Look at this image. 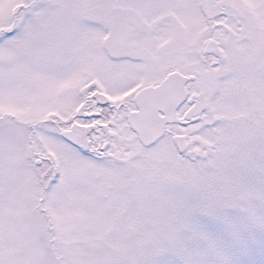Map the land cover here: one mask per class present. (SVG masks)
I'll use <instances>...</instances> for the list:
<instances>
[{
	"label": "snow or ice",
	"instance_id": "6c2138e0",
	"mask_svg": "<svg viewBox=\"0 0 264 264\" xmlns=\"http://www.w3.org/2000/svg\"><path fill=\"white\" fill-rule=\"evenodd\" d=\"M0 264H264V0H0Z\"/></svg>",
	"mask_w": 264,
	"mask_h": 264
}]
</instances>
